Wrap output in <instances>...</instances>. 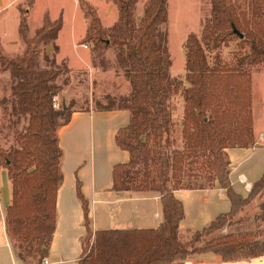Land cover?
Segmentation results:
<instances>
[{
	"label": "trees",
	"instance_id": "16d2710c",
	"mask_svg": "<svg viewBox=\"0 0 264 264\" xmlns=\"http://www.w3.org/2000/svg\"><path fill=\"white\" fill-rule=\"evenodd\" d=\"M113 1L119 17L108 27L87 6L90 22L84 37L100 54L109 45L115 47L131 86L120 105L110 100L107 106L97 108L131 112L130 123L116 135L119 147L129 151L130 160L114 166L113 189L158 191L164 221L155 228L93 232L88 200L78 180L77 195L87 227L79 264H172L184 260L191 245L179 236L185 212L175 190L212 188L218 181L231 200V210L194 232L195 236L224 227L247 200L233 188L226 149L256 143L252 68L264 64V0H245L244 7L233 0H210L209 16L201 31L190 32L184 40L190 87L183 93L182 148L174 147L175 122L170 110L181 84L172 75V55L161 30L169 19V1L146 0L140 19L136 15L140 0ZM27 13L21 11L19 25L26 43L24 53L0 57L16 79L12 94L18 120L23 118L27 123L15 131V144L0 153L12 187L5 215L7 235L19 259L44 264L57 225V196L63 182L59 129L70 121L73 110L54 106L63 89L57 79L65 64L59 67L52 57L51 66H40L39 54L44 51V58H48V44L58 49L62 18L52 20L45 13L42 26L29 36ZM231 46L234 49L227 57L224 48ZM195 169L208 171L212 184H185L186 174ZM263 183L264 175L253 183L249 195ZM258 219L264 222V203ZM87 238H93L88 252ZM205 246L201 250L221 255L228 262L264 256V240L255 232L228 233Z\"/></svg>",
	"mask_w": 264,
	"mask_h": 264
},
{
	"label": "rangeland",
	"instance_id": "374dc122",
	"mask_svg": "<svg viewBox=\"0 0 264 264\" xmlns=\"http://www.w3.org/2000/svg\"><path fill=\"white\" fill-rule=\"evenodd\" d=\"M168 1L169 19L167 23L162 25L161 30L166 35V44L172 55V75L181 84L178 92L171 99L170 110L175 122L173 128L174 147L182 148L183 93L190 87V80L187 78L185 70L186 53L183 43L190 32L199 33L201 31L205 19L209 16L210 0ZM233 1L244 7L245 0ZM145 2L146 0H140L137 5L136 15L138 19L143 14ZM87 6L95 10L104 27H107V23H114L118 19V6L113 0H78V3L76 0H0V57L2 55L5 57L21 55L26 49V43L19 32L21 11H28L29 36H33L37 28L40 27V25L37 27V24L44 20L45 13L52 20L62 18L63 26L60 37L62 51L68 56L69 63L73 67H79L80 70L70 73L66 63L57 60L56 51L58 49L54 51L55 53H47V59L44 58V51L39 54L42 68L51 66L52 57H55L59 67L65 64L66 68H63V73L58 77L57 83L62 84L63 89L66 88L67 91L62 93V89L57 95L59 97L62 94V96L59 99L57 96L55 97L54 106L57 108L64 105L69 106L68 108L72 110L90 107L97 109L101 106H107L110 100H114L115 105H120L131 89L130 82L119 63L113 45H109L100 54L94 50L92 42L84 41L85 34L81 43H86L88 46L89 61L85 57L84 46L81 44L78 47L74 46L70 33L73 29L77 33H81L88 27L90 17L86 13ZM233 49L234 46L224 48V54L229 57ZM15 82L16 79L11 70L5 68L0 58V152L7 151L15 144V131L23 128L27 123L23 118L18 120L19 116L13 107L15 97L12 94V87ZM252 85L253 119L255 115V129L258 133L262 127L264 128V64L252 68ZM71 102L73 103L71 104ZM3 159L4 157L0 153V216H2V211L6 215L7 197L10 196L8 173H6L7 170L3 165ZM185 184L209 186L212 184L211 174L208 171L198 169L188 171L185 176ZM244 198L247 200L239 207L235 215L226 221L224 227L215 230L213 233L195 236V233L190 231L180 232V238L189 241L191 245H189L190 250L186 258L174 263L182 261L193 262L191 264L234 263L233 261H224L223 256L209 250H201L209 244L210 240L228 233L255 232L260 239L264 240V222L258 219L264 203V183L257 186L254 193ZM92 242L93 238H87L85 241L87 252L90 251Z\"/></svg>",
	"mask_w": 264,
	"mask_h": 264
},
{
	"label": "crops",
	"instance_id": "0c3cea01",
	"mask_svg": "<svg viewBox=\"0 0 264 264\" xmlns=\"http://www.w3.org/2000/svg\"><path fill=\"white\" fill-rule=\"evenodd\" d=\"M114 23L106 25L108 27ZM42 24L43 20L37 24V27L39 25L41 27ZM61 30L56 40L58 45L56 58L66 63L70 73H75L80 68L73 67L69 63L68 56L62 51ZM86 31L87 27L81 33L73 29L70 37L74 46L78 47L80 44L84 46V54L89 61L88 46L86 43H81ZM46 51L53 53L54 45L48 44ZM66 91L67 89L64 88L62 93ZM60 96L57 98L59 99ZM130 120L131 112L126 108H80L74 109L70 121L59 129V142L64 152L63 182L58 190L57 225L46 257L48 264H79L84 255L87 227L84 208L77 195L78 180L88 200L93 232L112 228H155L163 223V203L158 191L113 189L114 166L130 160L129 151L119 147L116 135L120 128L130 123ZM255 126L254 115L256 136L254 146L226 149L230 160L229 176L233 188L243 197L249 195L253 183L264 175V128L262 127L257 133ZM241 176L245 181L240 179ZM7 178L10 184V196L7 197L9 204L12 187L8 174ZM246 183L251 185L250 189L246 187ZM174 194L183 203L185 212L180 222V232L202 231L221 214L228 213L232 206L226 190L218 181L212 188L177 189ZM0 224V264H31L17 257L6 232L3 211Z\"/></svg>",
	"mask_w": 264,
	"mask_h": 264
},
{
	"label": "bare ground",
	"instance_id": "6f19581e",
	"mask_svg": "<svg viewBox=\"0 0 264 264\" xmlns=\"http://www.w3.org/2000/svg\"><path fill=\"white\" fill-rule=\"evenodd\" d=\"M233 262L234 263H229V264H264V257H257V258H252V259H242V260H237L236 262L235 261ZM191 263L187 261H182L176 264H191ZM224 263H221V264H224Z\"/></svg>",
	"mask_w": 264,
	"mask_h": 264
},
{
	"label": "built area",
	"instance_id": "2783aa9c",
	"mask_svg": "<svg viewBox=\"0 0 264 264\" xmlns=\"http://www.w3.org/2000/svg\"><path fill=\"white\" fill-rule=\"evenodd\" d=\"M240 179H241V180H244V179H243V176H241ZM244 181H245V180H244ZM246 187H247L248 189H250V188H251V185H250L249 183H246ZM44 264H48V261H47L46 259L44 260Z\"/></svg>",
	"mask_w": 264,
	"mask_h": 264
},
{
	"label": "water",
	"instance_id": "95a60500",
	"mask_svg": "<svg viewBox=\"0 0 264 264\" xmlns=\"http://www.w3.org/2000/svg\"><path fill=\"white\" fill-rule=\"evenodd\" d=\"M250 259H252V258H250ZM241 260V259H240ZM173 264H176V263H173ZM196 264H198V263H196Z\"/></svg>",
	"mask_w": 264,
	"mask_h": 264
}]
</instances>
